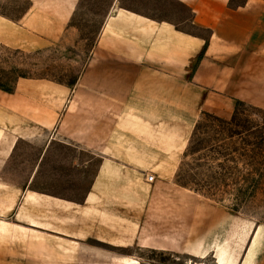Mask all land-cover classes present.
Segmentation results:
<instances>
[{"label": "crops", "instance_id": "1", "mask_svg": "<svg viewBox=\"0 0 264 264\" xmlns=\"http://www.w3.org/2000/svg\"><path fill=\"white\" fill-rule=\"evenodd\" d=\"M79 1L0 15V44L58 42ZM173 1L200 31L110 0L70 84L0 88V264H136L130 246L264 264V221L173 180L200 112L264 108V0Z\"/></svg>", "mask_w": 264, "mask_h": 264}, {"label": "rangeland", "instance_id": "2", "mask_svg": "<svg viewBox=\"0 0 264 264\" xmlns=\"http://www.w3.org/2000/svg\"><path fill=\"white\" fill-rule=\"evenodd\" d=\"M110 0H80L69 20L71 32L46 47L21 50L0 44V85L11 87L16 77H46L70 84L83 66ZM243 0H230L235 5ZM29 0H0V15L16 19ZM153 17L165 18L177 27L200 31L188 22L189 11L173 0H117ZM17 155L32 152L18 140ZM187 186L249 221H264V108L238 101L228 117L200 112L173 176ZM136 264H214L210 256L149 247H127ZM135 260V261H136Z\"/></svg>", "mask_w": 264, "mask_h": 264}, {"label": "trees", "instance_id": "3", "mask_svg": "<svg viewBox=\"0 0 264 264\" xmlns=\"http://www.w3.org/2000/svg\"><path fill=\"white\" fill-rule=\"evenodd\" d=\"M237 4H240V3H237ZM237 4H235V5H237ZM20 76H24V75H20ZM0 88L3 89V90H6V91H10V90L12 89V86L9 87V88H7V87H2V86L0 85Z\"/></svg>", "mask_w": 264, "mask_h": 264}, {"label": "built area", "instance_id": "4", "mask_svg": "<svg viewBox=\"0 0 264 264\" xmlns=\"http://www.w3.org/2000/svg\"><path fill=\"white\" fill-rule=\"evenodd\" d=\"M145 178H146L147 180H151L152 175H151V174H146Z\"/></svg>", "mask_w": 264, "mask_h": 264}, {"label": "bare ground", "instance_id": "5", "mask_svg": "<svg viewBox=\"0 0 264 264\" xmlns=\"http://www.w3.org/2000/svg\"><path fill=\"white\" fill-rule=\"evenodd\" d=\"M191 264H203V263H191Z\"/></svg>", "mask_w": 264, "mask_h": 264}]
</instances>
